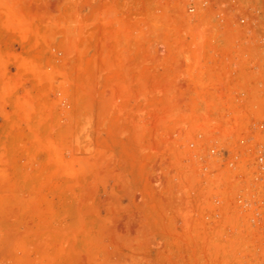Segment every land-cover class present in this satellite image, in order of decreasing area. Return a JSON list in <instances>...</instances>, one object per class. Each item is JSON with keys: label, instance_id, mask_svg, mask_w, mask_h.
<instances>
[{"label": "rangeland", "instance_id": "1", "mask_svg": "<svg viewBox=\"0 0 264 264\" xmlns=\"http://www.w3.org/2000/svg\"><path fill=\"white\" fill-rule=\"evenodd\" d=\"M262 31L264 0H0V264H264L229 166Z\"/></svg>", "mask_w": 264, "mask_h": 264}, {"label": "built area", "instance_id": "2", "mask_svg": "<svg viewBox=\"0 0 264 264\" xmlns=\"http://www.w3.org/2000/svg\"><path fill=\"white\" fill-rule=\"evenodd\" d=\"M255 35L264 39V31ZM248 66L251 70L262 72L264 88V51L259 63H254L252 60ZM262 100L264 102V92ZM260 132L262 133L261 141L254 142L255 137H250L251 143L245 149L236 151L237 146H234L229 151L231 177L237 184L231 191L230 197L237 201L239 212L246 218L245 220L255 228L264 231V118L260 125ZM212 153L216 154V150L212 149ZM216 197H224V195L221 193Z\"/></svg>", "mask_w": 264, "mask_h": 264}]
</instances>
